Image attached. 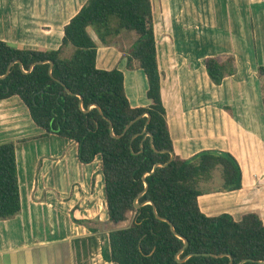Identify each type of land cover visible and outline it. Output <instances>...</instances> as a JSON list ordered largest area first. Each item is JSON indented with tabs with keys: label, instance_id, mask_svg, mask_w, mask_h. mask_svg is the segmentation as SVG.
<instances>
[{
	"label": "trees",
	"instance_id": "trees-1",
	"mask_svg": "<svg viewBox=\"0 0 264 264\" xmlns=\"http://www.w3.org/2000/svg\"><path fill=\"white\" fill-rule=\"evenodd\" d=\"M90 29L104 45L117 46L123 52L129 69L136 62L144 71L151 100L148 106L131 105L124 73L118 67L107 70L97 66L98 45ZM123 31L135 36V45L128 51L120 44ZM13 62L8 75L0 78V100L18 96L33 122L44 130L43 136L56 134L77 143L81 163H91L101 156L106 208L113 224L108 232L112 262L230 264L231 256L232 264H264V221L257 212H247L236 220L228 212L207 215L199 204L203 194L200 184L211 181L217 168L223 181L220 191L242 188V169L233 154L217 149H206L190 158L175 154L171 162L153 171L157 163L170 160L174 144L162 96L152 0H87L64 26L57 49L17 48L0 39V76ZM225 62L234 63V57L205 59L213 83L219 85L227 73H233ZM258 70L262 76L264 67ZM147 113L151 115L147 130L153 142L144 133ZM145 182L148 189L139 197L142 206L137 208L135 200L145 189ZM154 206L161 217L173 223L179 235L187 238L183 251L184 240L168 221L156 216ZM20 211L15 141L1 142L0 220ZM129 214V224L120 226L129 220ZM188 255L183 262L177 260Z\"/></svg>",
	"mask_w": 264,
	"mask_h": 264
},
{
	"label": "crops",
	"instance_id": "crops-1",
	"mask_svg": "<svg viewBox=\"0 0 264 264\" xmlns=\"http://www.w3.org/2000/svg\"><path fill=\"white\" fill-rule=\"evenodd\" d=\"M86 1L0 0V39L17 48L57 49L64 26ZM152 1L155 27L162 32L169 25L170 35L162 39L173 44V53L161 54L162 63L158 47V60L174 153L190 158L206 149L223 150L233 154L242 169V188L220 191L223 181L206 187L199 197L201 210L207 215L228 212L236 220L247 212H257L264 221L263 116L261 106V113L251 108V98L259 100L262 94L259 79L256 87L254 80L248 81V76L259 75V66L264 67L260 36L264 0L256 1L261 9L254 8L257 27L254 15L241 20L242 34L234 39L239 44L233 42L229 47L238 70L224 82L225 88L213 84L205 59L231 51L216 38L218 29H228L225 11L230 10L229 0H217L218 4L214 0ZM231 1L236 16L244 17L241 2L248 0ZM90 33L95 40L97 35ZM119 37L126 51L135 45L132 33L123 31ZM97 66L107 70L118 67L124 73L132 106L151 103L144 71L136 62L129 69L117 46L99 49ZM175 79L177 96L169 89ZM233 88L245 100L244 106L236 108L238 117L230 115L223 104L222 90L233 94ZM43 133L18 96L0 100V143L15 141L21 194L20 213L0 220V264H117L110 259L108 232L113 224L106 208L101 156L83 164L75 141Z\"/></svg>",
	"mask_w": 264,
	"mask_h": 264
},
{
	"label": "rangeland",
	"instance_id": "rangeland-1",
	"mask_svg": "<svg viewBox=\"0 0 264 264\" xmlns=\"http://www.w3.org/2000/svg\"><path fill=\"white\" fill-rule=\"evenodd\" d=\"M219 1H221V0H219ZM256 1L257 0H250V1L248 0V2L247 1L246 2H241V5H242L241 13L244 14V17L236 16V11L233 8V1H231V0L228 1L229 4H230V10L227 9L225 11L226 14H227L226 19H227V22H228V29L222 28V31H220L218 29L217 32H216L217 40L221 38L220 42L224 41L225 42L224 45H226L227 49H229V47H231L233 42L239 44L236 40L240 37V35L242 34L241 30L244 28V26L242 24V21L248 20L251 15L252 16L254 15L253 21H254V24L257 27L256 22H258V20L256 21V19H255L254 8L261 9L262 5L261 4L260 5H256V3H257ZM214 2L218 4L217 0H214ZM245 15H246V17H245ZM261 18L263 19V24H262V30H263L264 29L263 28V25H264V14L263 13H262V16L260 17V19ZM112 19H113L112 25L114 26L115 25L114 24L115 18L112 17ZM259 28H260V24H259ZM169 29H170V26L168 25L166 30H163L162 32H160V31L158 32V29L155 27V30H156L155 31V35L157 36V42L159 43L158 47H159L160 63H162L161 54L163 52H164L163 54H165L167 56H169V54L173 53V44H172L171 40L162 39V36L170 35L169 34V31H170ZM262 30H261V32H262ZM90 31H91V29H90ZM245 36L247 37V33L245 34ZM260 36H263V40H264V30H263V33L260 34ZM234 39H236V40H234ZM95 41H96V43L98 45V50L105 46L98 37H95ZM229 50H231V51H229L227 54L234 57V55L231 54V52L233 50L232 49H229ZM244 53L246 55L247 51L245 50ZM224 55L225 54H218V55H215V56H219L222 60H224ZM235 58H234V63H232V64H230L228 62H225L227 64V68L230 69V70L232 69L233 73L232 74H228L227 73L226 77L224 78V80L221 83V84H223V88H225V86H226L224 84V82L225 81L227 82V80H229V78L231 76H233V75H235L237 73L238 65H237V60L235 61ZM252 80H254L255 87H256V84L258 83V81H259V84H260V90H261L262 97L259 96V100L255 99V98H251V100L253 101L251 108H252V111L256 110V111H258V113H261V111H262L263 120L261 122V131H262L263 136H264V100H263L264 99V74L261 76L260 74L258 75L257 73H255V75L248 76V81L251 82ZM255 82H256V84H255ZM213 84H215V83H213ZM221 84H219V85L215 84V85L216 86H220ZM177 85H178L177 79L172 80V83L170 84V88L169 89H170V91L172 92V94L174 96H177V94H178V86ZM257 87H258V85H257ZM235 90L236 89L233 88V94H231L228 91V89H223L222 90L224 92V103L223 104H224V108L227 110L228 113H230V115H232L233 117H238V113L235 112L236 108L244 106L245 105V100L242 97H240V95L237 96ZM258 90H259V87H258ZM254 94L257 96L256 93H254ZM257 98H258V96H257ZM221 99L223 100V97H221ZM260 106L262 108L261 111H260ZM216 122H214L213 125L216 126ZM212 174H213V180L210 183L201 184L200 187L202 188V190L206 189V187H208V186H213V185L217 186L218 184H220L222 182L220 168L215 169ZM131 218H132V214H129V220L124 222L121 226L128 225L129 222L131 221Z\"/></svg>",
	"mask_w": 264,
	"mask_h": 264
},
{
	"label": "water",
	"instance_id": "water-1",
	"mask_svg": "<svg viewBox=\"0 0 264 264\" xmlns=\"http://www.w3.org/2000/svg\"><path fill=\"white\" fill-rule=\"evenodd\" d=\"M16 62H18V63L22 66V63H21L20 60H17ZM14 63H15V62H13V63H11V64L9 65V67H8V69H7V71H6V73H5L4 75L0 76V78H5V77L8 75V73L10 72V69H11V67L14 65ZM50 64H51V67H52L53 62L50 61ZM32 67H33V66H32ZM22 68H23V67H22ZM31 69H32V68H31ZM31 69L28 70V71H26L25 69H23V70H24L25 72H29V71H31ZM50 72H51V68H50ZM95 106H98V105H95ZM99 109H100V108H99ZM100 111H101V109H100ZM101 112H102V111H101ZM142 116H143V115H140V116H138L136 119H134L133 121H131V122L126 126V128H125V130H124V133L127 131V129L131 126V124H132L134 121H136L137 119L141 118ZM146 116L148 117V120H147V122H146V127H145V129H144L145 137H146V136H150L151 141L153 142V135H152V133L148 132V130H147V124L149 123V119H150L151 115H150L149 113H147ZM110 126H111V128H112V123H111V122H110ZM112 134H113L114 136H116L114 133H112ZM120 136H121V135H120ZM117 137H119V136H117ZM152 147H153L156 151H159V150H157V149L154 147V145H152ZM163 152H167V150H163ZM170 153H171V158H170V160H169L167 163H165V164H163V163H157V164L155 165L153 171L155 170V168H156L157 166L166 165V164H168L169 162H171V160L174 158L175 153H174V152H170ZM147 189H148V183L145 182V189L139 194V196H138V197L136 198V200H135V206H136L137 208H139V207L142 206V204L139 203L138 199H139V197H141V196L146 192ZM148 203H153V202H152V201H148ZM154 211L156 212V208H155V206H154ZM156 216H157L158 218H160V219H163V220L168 221L169 224H170V226H171V229L175 232V234H177L180 238H182V239L184 240V247H183V249H182V251H183L184 248L188 245V240H187V238H185V237L179 235V234L175 231V227H174V225H173V223H172L171 221H169V220H167V219L161 217L157 212H156ZM204 255H212V256H216V257H218V256H224L225 254L217 255V254H206V253H205ZM190 256H191V255H188V256H186V257L183 258V259H180L179 257H177V260H178L179 262H183V261H185L187 258H189ZM232 262H233V259H232V257L230 256V264H232ZM243 262H244V261H241L239 264H242ZM262 263H264V260L262 261Z\"/></svg>",
	"mask_w": 264,
	"mask_h": 264
}]
</instances>
